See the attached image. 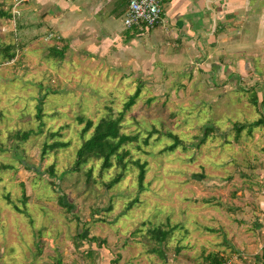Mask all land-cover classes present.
<instances>
[{
  "label": "rangeland",
  "instance_id": "374dc122",
  "mask_svg": "<svg viewBox=\"0 0 264 264\" xmlns=\"http://www.w3.org/2000/svg\"><path fill=\"white\" fill-rule=\"evenodd\" d=\"M28 1L0 0V264L89 261L95 245L124 253L127 242L163 258L219 257L245 234L255 238L257 224L263 231L264 128L252 127L263 106L220 97L201 74L164 82L119 59L81 61L59 35L27 24L20 10ZM121 114V133L138 139L127 161L146 164L141 191L133 164L104 171L89 160L71 170L82 143L76 120ZM168 134L180 141L171 152ZM53 142L67 146L42 156ZM153 229L167 232L164 244H154Z\"/></svg>",
  "mask_w": 264,
  "mask_h": 264
},
{
  "label": "crops",
  "instance_id": "0c3cea01",
  "mask_svg": "<svg viewBox=\"0 0 264 264\" xmlns=\"http://www.w3.org/2000/svg\"><path fill=\"white\" fill-rule=\"evenodd\" d=\"M126 7L125 0H29L20 15L43 33L59 35L81 61L119 59L129 70L140 66L146 77L164 82L184 73L193 79L183 82H198L201 74L205 89L219 90L220 97H250L254 107L264 108V0H162L161 22L144 35L124 28ZM260 229L257 224L255 238L247 233L232 251L220 252V260L264 264ZM121 246L95 245L92 259L71 264H205V257L219 252L163 258L138 242H127L124 253ZM44 261L41 256L32 264Z\"/></svg>",
  "mask_w": 264,
  "mask_h": 264
},
{
  "label": "trees",
  "instance_id": "16d2710c",
  "mask_svg": "<svg viewBox=\"0 0 264 264\" xmlns=\"http://www.w3.org/2000/svg\"><path fill=\"white\" fill-rule=\"evenodd\" d=\"M0 15H5L3 13H0ZM13 57V54H12ZM138 90L132 96L125 106V110L129 109L133 104L134 101L138 95ZM253 106H255V103L253 99L250 100ZM37 115L36 118L40 120L41 117V109L40 107L37 108ZM121 114L118 118H102L100 119L96 124L92 122V120H83L81 118H78L76 122L79 125H83L81 129V137H82V143L80 147L77 149L75 153V160L73 162L72 171H78L83 165H85L89 160H95L100 161V167L101 170H109L113 168L114 166L118 167L121 172H124L129 164H133V166L137 169V184L138 188L141 191L143 188V181L145 178V167L146 164L143 162L134 161L130 162L127 161L128 157V151L126 149L128 144H138L137 136H127L123 133H121L120 124L122 121ZM262 126L264 128V119L260 118L256 122L252 124V127H259ZM241 127H239L240 129ZM89 137L85 138V135L90 132ZM26 136L23 137L25 139ZM84 137V138H83ZM169 139H171L172 145L166 148V151H173L176 148H178L180 141L179 139L172 134H168ZM67 145L63 142H53L50 145H45L42 149V156H45L47 152H55L59 149L65 148ZM146 146V145H145ZM87 177H90L89 170L86 172ZM49 174L51 176L54 175L53 168H49ZM123 175L116 174L114 178L107 184L108 188H112L113 186L117 185ZM6 200H8V197H6ZM26 199L24 200V202ZM60 206H63L62 199L59 202ZM150 238L155 243H164L163 241L167 238V232L159 230V229H153L150 232ZM116 260V259H115ZM223 261L220 260V258L215 255H208L205 258L204 263L205 264H221Z\"/></svg>",
  "mask_w": 264,
  "mask_h": 264
},
{
  "label": "built area",
  "instance_id": "2783aa9c",
  "mask_svg": "<svg viewBox=\"0 0 264 264\" xmlns=\"http://www.w3.org/2000/svg\"><path fill=\"white\" fill-rule=\"evenodd\" d=\"M26 1L15 0L16 5ZM125 1L127 7L122 20L125 29L132 30L139 35H144L152 31L161 22L162 0ZM221 264L232 263L225 260Z\"/></svg>",
  "mask_w": 264,
  "mask_h": 264
}]
</instances>
